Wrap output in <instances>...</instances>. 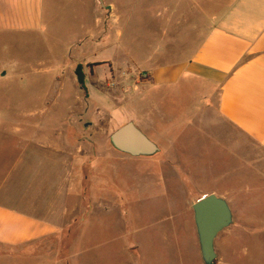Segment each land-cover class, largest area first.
<instances>
[{
    "label": "rangeland",
    "instance_id": "1",
    "mask_svg": "<svg viewBox=\"0 0 264 264\" xmlns=\"http://www.w3.org/2000/svg\"><path fill=\"white\" fill-rule=\"evenodd\" d=\"M171 1L176 0H45L42 28L29 42L1 41L0 202L11 211L15 202L30 198L39 224L52 211L69 210L63 238L48 239L47 247L0 246V264H203L191 206L210 194L205 190L230 196L234 218L215 239V264H264V234L253 238L249 232L264 225V199L252 195L251 160L206 152L184 136L181 149L172 150V167V153L163 152L146 121L142 130L160 148L153 156L132 157L109 143V134L133 117L141 125L130 93L141 92L142 73L121 53L115 71L98 80L107 67L100 58L159 49L169 43H162L161 32L194 45L199 32L172 34L171 12L161 30L152 13L158 5L165 14ZM183 1L184 19L191 18L190 0ZM220 1L231 0H212L213 12ZM108 2L121 17L118 27L110 22ZM98 32L100 42L99 35L91 37ZM78 64L84 88L74 74ZM56 143L58 153L51 150ZM226 233L232 236L224 244Z\"/></svg>",
    "mask_w": 264,
    "mask_h": 264
},
{
    "label": "crops",
    "instance_id": "2",
    "mask_svg": "<svg viewBox=\"0 0 264 264\" xmlns=\"http://www.w3.org/2000/svg\"><path fill=\"white\" fill-rule=\"evenodd\" d=\"M182 1L176 0V4L171 1V6L168 5L170 11L166 10L165 14L156 5V8L152 7V13L161 30L165 15L171 12L175 24L172 34L177 30L190 36L199 32L200 37L194 45L185 41L186 37L179 39L175 35L168 38L166 32H161L162 43L166 39L169 43H163L159 49L134 51L133 54L131 51H114L108 58H100L107 67L97 79L114 72V64L123 53L126 63L132 62L134 69L142 73L139 80L141 92L138 95L130 93V103L134 110L138 108L141 125L138 126L136 117L132 121L141 130L146 121L148 131L157 138L163 152L181 149L177 147L179 138L188 136L190 142L202 145L206 152L225 151L235 153L244 162L251 160L256 174L252 182L253 199L263 200L264 0L220 1L214 12L211 10L212 0H201L200 3L190 0L189 15L192 17L187 19H184V13L188 8L187 5L181 6ZM44 4L45 0H0V43L8 39L29 42L31 33L42 28ZM109 5L110 22L118 27L121 17L114 12L115 6ZM97 23L101 25L99 18ZM185 24H189L188 28H183ZM91 37L100 42V32ZM112 44L110 42L107 46ZM138 58H141V67ZM168 126L173 127L171 133L161 132ZM52 146L51 150L56 153L61 150L59 143ZM171 162L175 167V153H172ZM227 189L224 188L223 192L227 193ZM201 193L215 194L211 190ZM220 197L231 198L228 195ZM31 209L28 197L15 202L11 211L0 202L1 247L16 248L30 242L34 247H40L42 243L47 247L48 239L55 240L59 234L63 238L67 207L42 216L45 221L42 219L40 224ZM63 217L65 221L60 224ZM249 232L257 238L264 234V225H254ZM230 233L223 236V243L232 236ZM244 252L247 254L248 248ZM41 258L45 261V257Z\"/></svg>",
    "mask_w": 264,
    "mask_h": 264
},
{
    "label": "water",
    "instance_id": "3",
    "mask_svg": "<svg viewBox=\"0 0 264 264\" xmlns=\"http://www.w3.org/2000/svg\"><path fill=\"white\" fill-rule=\"evenodd\" d=\"M109 143L115 150L132 157H150L160 150L157 143L133 121L114 129L109 134ZM191 208L201 261L203 264H215V239L233 223L231 206L225 198L210 193L196 200Z\"/></svg>",
    "mask_w": 264,
    "mask_h": 264
},
{
    "label": "trees",
    "instance_id": "4",
    "mask_svg": "<svg viewBox=\"0 0 264 264\" xmlns=\"http://www.w3.org/2000/svg\"><path fill=\"white\" fill-rule=\"evenodd\" d=\"M76 81L81 88H84V74L81 70V65H77L74 69Z\"/></svg>",
    "mask_w": 264,
    "mask_h": 264
},
{
    "label": "flooded vegetation",
    "instance_id": "5",
    "mask_svg": "<svg viewBox=\"0 0 264 264\" xmlns=\"http://www.w3.org/2000/svg\"><path fill=\"white\" fill-rule=\"evenodd\" d=\"M194 221V220H193Z\"/></svg>",
    "mask_w": 264,
    "mask_h": 264
}]
</instances>
